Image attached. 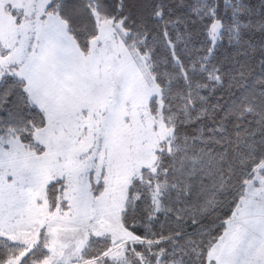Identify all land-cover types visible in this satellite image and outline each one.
Listing matches in <instances>:
<instances>
[{
	"label": "snow or ice",
	"instance_id": "snow-or-ice-1",
	"mask_svg": "<svg viewBox=\"0 0 264 264\" xmlns=\"http://www.w3.org/2000/svg\"><path fill=\"white\" fill-rule=\"evenodd\" d=\"M0 264H264V0H0Z\"/></svg>",
	"mask_w": 264,
	"mask_h": 264
}]
</instances>
